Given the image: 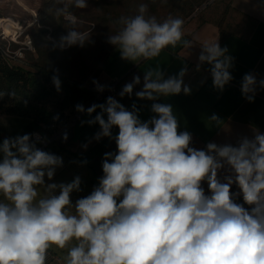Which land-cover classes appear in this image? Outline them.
Returning <instances> with one entry per match:
<instances>
[{
	"label": "clouds",
	"instance_id": "9594fccd",
	"mask_svg": "<svg viewBox=\"0 0 264 264\" xmlns=\"http://www.w3.org/2000/svg\"><path fill=\"white\" fill-rule=\"evenodd\" d=\"M56 3L57 14L72 25L60 37L59 47L91 42L87 33L76 30L77 17L71 11L88 8V0ZM117 23L122 27L108 34L107 43L125 61L158 57L181 42L193 47L191 41H182L183 19L169 16L159 21L148 15L145 3L136 15L121 16ZM200 48L197 70L208 64L213 87L223 91L233 79V57L218 39ZM186 74V67L167 78L161 69L145 72L142 90L135 96L153 101L154 115L146 121L135 103L128 110L112 96L87 109L76 105L89 116L99 109L87 123L99 125L97 141L114 139L116 151L104 154L98 186L74 203L71 194L82 190L80 176L69 183L45 182L63 167L62 157L37 147L34 134L3 139L0 264H47L52 246L68 247L65 264H264V133L256 130L235 145L209 142L204 149L192 147V134L178 130L173 106L155 102L181 92L190 95ZM52 82L59 92V77L53 75ZM93 83L104 91L103 85ZM140 83V76H134L119 95L131 97ZM258 86L264 88V79L245 74L241 93L253 102ZM15 95L0 91V99ZM210 118L219 124L218 116ZM113 128H118L115 136ZM222 170L227 173L223 178ZM234 184L238 192L232 191ZM38 187H43V196ZM239 197L243 204L237 202Z\"/></svg>",
	"mask_w": 264,
	"mask_h": 264
},
{
	"label": "crops",
	"instance_id": "0c3cea01",
	"mask_svg": "<svg viewBox=\"0 0 264 264\" xmlns=\"http://www.w3.org/2000/svg\"><path fill=\"white\" fill-rule=\"evenodd\" d=\"M183 33L182 41H191L193 47L186 48L181 42L175 47L165 48L158 57L148 60L125 61L114 49L102 75L103 85L117 82L115 99L128 110L135 103L140 119L146 121L154 115L151 112L153 101L135 96V92L142 90L145 72L161 69L167 78L177 75L181 68L186 67L184 83L191 88V94L181 92L179 95L161 97L155 102L173 106L180 122L178 130H187L192 134V147L204 149L209 142L235 145L241 137L251 138L256 130L264 133V88L257 87L253 102H249L241 93V81L245 74H254L257 81L264 79V0H225L220 6L206 9L199 17L188 21L183 25ZM217 39L220 46L227 47L228 54L233 57L230 69L233 79L223 91L213 87L208 64L201 65L197 70L200 46ZM137 75L141 83L134 88L132 96L121 97L119 93L123 86ZM106 99L96 104L106 103ZM98 112L99 109L91 116L87 112L79 116L59 136L52 134L48 145L42 149L63 158V167L56 169L52 181L45 177L46 183H69L80 176L82 190L71 194L73 203L98 186L99 178L103 175L104 154L116 151L114 139L103 137L97 141L94 137L100 131L99 125L87 123ZM213 114L219 117V124L211 120ZM112 132L115 136L118 128H113ZM65 134L66 140L63 139ZM225 174L222 170L220 177L223 178ZM202 187L207 194V183L204 182ZM37 190L40 196L44 195L43 187ZM67 251L68 247L59 249L52 246L48 250L47 264H65Z\"/></svg>",
	"mask_w": 264,
	"mask_h": 264
},
{
	"label": "rangeland",
	"instance_id": "374dc122",
	"mask_svg": "<svg viewBox=\"0 0 264 264\" xmlns=\"http://www.w3.org/2000/svg\"><path fill=\"white\" fill-rule=\"evenodd\" d=\"M225 0H88L86 9H71L77 17L75 28L87 33L89 43L84 47L61 49L59 39L72 25L56 12V0H0V19L11 18L21 28L11 36L0 24V51L11 64L32 69L42 68L57 72L68 80L87 86L105 84L102 75L109 55L115 49L107 43L108 34L122 27L117 23L121 16H134L141 3L148 5V15L159 21L169 16L181 18L184 25L199 17L206 9L220 6ZM28 7L27 10L24 6ZM11 118L0 116L4 127ZM52 134L46 133L51 139Z\"/></svg>",
	"mask_w": 264,
	"mask_h": 264
},
{
	"label": "trees",
	"instance_id": "16d2710c",
	"mask_svg": "<svg viewBox=\"0 0 264 264\" xmlns=\"http://www.w3.org/2000/svg\"><path fill=\"white\" fill-rule=\"evenodd\" d=\"M53 75H57L61 81L59 92L52 82ZM0 91L16 93L14 98L5 96L0 99V116L11 118L8 128L0 121V143L4 138L43 130V125L49 127L57 116L59 128L63 127L72 115L78 113L76 105L81 104L85 108L95 98V93L87 85L68 80L52 70H34L32 67L11 64L4 59L1 51ZM44 132L53 134L55 131L49 127Z\"/></svg>",
	"mask_w": 264,
	"mask_h": 264
},
{
	"label": "built area",
	"instance_id": "2783aa9c",
	"mask_svg": "<svg viewBox=\"0 0 264 264\" xmlns=\"http://www.w3.org/2000/svg\"><path fill=\"white\" fill-rule=\"evenodd\" d=\"M99 85H102V84H99ZM104 86V91L103 92H99L96 90V85H92L91 86H87L89 89H91L94 93H95V98L94 100L85 107V109H87L88 107H90L91 105L93 104H96L97 102L101 101L102 99L104 98H107L109 96H112L115 98V95H116V92H117V82H112L110 85H103ZM86 113V112H84ZM84 113H81V112H78L74 117L71 118V120L66 124L64 125L63 127H60L58 126V123H57V119H55L50 125V129L54 130L55 132L53 133V135L55 137L59 136V134H61L63 131L67 130V128L72 124L73 121H75L79 116L83 115ZM46 125H43V130H38V131H35L33 135V140L34 141H37V147L43 149L45 148L48 143H49V140L46 138V134L44 132V130H46L47 128ZM232 191L233 192H238L239 189L237 188V186L234 184L232 186ZM238 201H243L242 197H239L237 202Z\"/></svg>",
	"mask_w": 264,
	"mask_h": 264
},
{
	"label": "bare ground",
	"instance_id": "6f19581e",
	"mask_svg": "<svg viewBox=\"0 0 264 264\" xmlns=\"http://www.w3.org/2000/svg\"><path fill=\"white\" fill-rule=\"evenodd\" d=\"M24 7L27 10H30L28 7H26V6H24ZM0 24L3 27L2 29H4L5 32L11 36L17 35L19 33V31L21 30V28L17 25V23L15 21H13L11 18L0 19Z\"/></svg>",
	"mask_w": 264,
	"mask_h": 264
}]
</instances>
